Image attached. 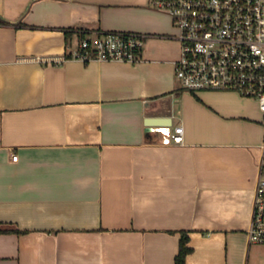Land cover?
I'll use <instances>...</instances> for the list:
<instances>
[{"label": "crops", "instance_id": "crops-1", "mask_svg": "<svg viewBox=\"0 0 264 264\" xmlns=\"http://www.w3.org/2000/svg\"><path fill=\"white\" fill-rule=\"evenodd\" d=\"M157 1L0 0V264H175L183 234L185 264L263 262L258 103L181 86ZM110 31L145 34L141 60L71 56Z\"/></svg>", "mask_w": 264, "mask_h": 264}, {"label": "built area", "instance_id": "built-area-1", "mask_svg": "<svg viewBox=\"0 0 264 264\" xmlns=\"http://www.w3.org/2000/svg\"><path fill=\"white\" fill-rule=\"evenodd\" d=\"M178 30L175 78L190 93L229 91L254 99L264 128V0H158ZM146 35L110 31L83 36L71 53L85 63H137ZM163 144H182V126L161 127ZM249 244L264 245V133L259 146ZM17 161L18 156H13ZM261 264H264V260Z\"/></svg>", "mask_w": 264, "mask_h": 264}, {"label": "trees", "instance_id": "trees-1", "mask_svg": "<svg viewBox=\"0 0 264 264\" xmlns=\"http://www.w3.org/2000/svg\"><path fill=\"white\" fill-rule=\"evenodd\" d=\"M192 248L188 245V236L183 234L180 239V249L175 258V264H185L186 257L189 253H191Z\"/></svg>", "mask_w": 264, "mask_h": 264}, {"label": "rangeland", "instance_id": "rangeland-1", "mask_svg": "<svg viewBox=\"0 0 264 264\" xmlns=\"http://www.w3.org/2000/svg\"><path fill=\"white\" fill-rule=\"evenodd\" d=\"M260 247L261 248L258 250V252H260L261 254H264V245H261ZM258 252L256 251L257 254Z\"/></svg>", "mask_w": 264, "mask_h": 264}, {"label": "water", "instance_id": "water-1", "mask_svg": "<svg viewBox=\"0 0 264 264\" xmlns=\"http://www.w3.org/2000/svg\"><path fill=\"white\" fill-rule=\"evenodd\" d=\"M150 123H151V121L148 122V125H150ZM149 130L151 131L152 129H150V128L147 129V131H149ZM152 131H154V130H152Z\"/></svg>", "mask_w": 264, "mask_h": 264}]
</instances>
